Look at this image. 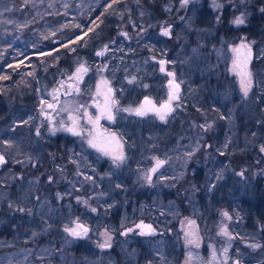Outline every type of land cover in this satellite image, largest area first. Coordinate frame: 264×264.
<instances>
[{
	"label": "rangeland",
	"instance_id": "374dc122",
	"mask_svg": "<svg viewBox=\"0 0 264 264\" xmlns=\"http://www.w3.org/2000/svg\"><path fill=\"white\" fill-rule=\"evenodd\" d=\"M98 1L100 0H0V51L2 52L7 41L19 39L28 27L35 29L41 36L67 37L68 32H71L68 30L69 26L72 29L76 27L70 25L77 18L76 15ZM181 2L184 4L183 0ZM191 2L206 3L210 9L213 18L212 36L215 34L213 40L216 43L212 44L210 52L203 53L207 44L203 39H195L196 43L192 45L188 43L190 39L185 38L179 40L171 59L159 58L149 53L144 58H127L122 68L125 72L136 74L138 78H142L148 68L161 74L163 92L160 101L145 96L137 104L122 103L113 85L117 71L109 76L103 69L88 76L95 78L90 90L79 91L76 96L60 100L58 91L61 85L65 89L69 85L76 86L84 76L85 71H77L81 66L91 71L87 59L82 58L63 80L49 87L45 86L39 120L48 134L71 133L84 143L86 151L93 154H97L95 150L101 152L104 158L112 160V165H119V169L128 167V148L121 132L112 128V125H117L122 119L127 120L131 115L142 118L153 114L158 119L167 121L174 110L182 106L185 96L183 83L189 82V68L202 67L203 72H207L221 66L234 78L236 94L223 92L216 111L202 110L197 113L186 131L187 134L180 138L185 139L184 142H178L175 147L164 150L162 155L157 153V145H151L144 152L147 156V161H144L146 165L135 168L136 174L150 192L159 194L158 197L156 194L149 201L144 198L128 208L116 210L115 203L108 196L109 191L105 190L109 184V176L100 174L97 178L94 167L93 174L80 173L76 181L65 185L61 191L39 196L37 190L31 193L30 200L24 197L31 205H36V209L30 213L28 207L29 212L25 210L18 219L22 225L19 236L14 239L0 238V264H235L236 258L239 259V264H264V158L248 160L249 158L244 159L246 155L243 154V151L254 152V147L258 152L264 148V130L260 132L257 129L246 138L247 144L252 142L247 146L248 150L239 147L237 143L243 136L239 132L244 126L241 125L239 116L254 107L252 92L257 84L264 93V40L255 36L248 37L246 34H217V29H221L224 21H228L229 29L233 27L236 30L246 25L251 0H188L187 4ZM27 6L29 9H25ZM260 12L263 13L259 8ZM21 13L23 16L18 17ZM242 15L244 24L233 23ZM166 29L170 35L172 28L167 23L162 24L160 34L164 35ZM221 31L225 30L222 28ZM241 44L249 45L252 55L247 64L252 86L247 94L233 63L238 55L247 52V49H241L240 54L234 51ZM99 51L102 50L98 49L96 54ZM105 55L106 52L103 51V56ZM199 59L202 62H198ZM104 62V66L107 65V59ZM170 81H177L182 89L178 92L179 99L171 101L172 111L161 119V113L155 109H161V105L169 100L172 91ZM146 98L149 103H146ZM141 106L150 109L146 115H137L134 111ZM107 111L111 112V120L107 117ZM97 118L98 123L95 122ZM220 123L223 125V134L217 140L208 139ZM69 128H74L80 135L68 131ZM0 131V156L4 160L0 163L2 209L4 206L12 208L22 203L17 198L18 172L14 165L18 163L16 159L19 155L27 161H32V155L27 148L20 147L23 143L19 137L7 136L4 128ZM113 136L120 143L117 147H106L116 153L122 150V161L114 160L112 155H105L89 143L95 139L104 144L105 140ZM228 149L232 152L227 158L224 155ZM161 156L166 162L156 171L160 175L154 181L153 168L162 160ZM192 161L204 165L205 177L209 181L213 179L205 189L193 184L196 169L192 168L190 174L188 167ZM78 163L86 169V161L83 163L78 160ZM186 179L189 182L182 190L185 204L183 208L174 198L168 197V191ZM161 192L167 198L164 199ZM244 205L259 209L261 218H248ZM249 219L252 226H249ZM3 223L4 221H0V229L7 225ZM81 223L88 229L86 234L73 236L65 231L66 228L72 229ZM106 242L110 246L102 247Z\"/></svg>",
	"mask_w": 264,
	"mask_h": 264
},
{
	"label": "trees",
	"instance_id": "16d2710c",
	"mask_svg": "<svg viewBox=\"0 0 264 264\" xmlns=\"http://www.w3.org/2000/svg\"><path fill=\"white\" fill-rule=\"evenodd\" d=\"M181 1L100 0L83 13L76 15L77 18L70 23L76 27L74 29L67 27L71 31L70 33L67 31V37L41 36L42 34L39 35L35 29L28 27L19 39L6 42L2 52L0 51V130L4 128L7 130V136L19 137L23 143L20 147L27 148L32 155V161L38 162V172L45 170L42 171L39 196L42 191L55 193L56 189L61 187V184L59 187H56L57 184L53 187L50 176L55 179L57 161L65 163L69 157L71 144L62 140L60 136L42 134L37 137L36 126L40 118L42 91L45 86L59 83L73 70L76 63L86 58L91 73L103 69L111 76L117 71L113 85L122 103L137 104L145 96L160 101L163 92L161 74H156V70L148 68L146 74L138 78L136 74L125 72L122 68L127 58L129 60L134 57L144 58L149 53L159 58L171 59L179 40L185 38L190 39L188 43L192 45H195V39L201 38L207 43L203 53L207 54L206 52L212 50V44L216 43L215 34L212 36L213 18L209 7L206 3L191 2L184 5ZM27 8L28 6L25 7ZM259 8L264 9V0H251L248 23L235 30L233 27L229 29L228 21H224L221 29L225 31L218 28L217 34H246L248 37L255 36L264 40V11L259 13ZM23 11L24 8L22 13ZM22 13L18 14V17H22ZM163 23L171 25V34L168 36L159 32ZM98 49L105 51L106 55L96 54ZM106 59L107 65L104 66ZM199 60L198 62H202ZM189 74V82L183 83L185 96L182 106L176 108L167 121L164 122L153 114L142 118L131 115L127 120L122 119L117 124L127 145L131 162L126 169L118 171L116 181L109 182L105 189L110 192L108 196L112 198L111 202L117 203L116 210L129 207L132 203L145 198V188L141 181L132 178L131 175L135 176L136 169L146 165L147 156L144 152L150 149L151 145H157V153L162 155L164 150L175 147L178 142H184L185 139L180 138L187 134L186 131L197 113L202 110L216 111L223 92L236 94L234 78L221 66L207 72H203L202 67L189 68ZM256 80L258 83V77ZM252 93L254 107L239 116L241 125L244 126L239 132L243 136L237 143L239 147L246 149L252 143L247 144L246 138L257 129L260 132L264 130V93L258 84ZM214 131L208 139L220 138L223 134V125L220 123ZM252 150H254L252 153L243 151L244 156L246 155L244 159L264 158L262 150L258 152L255 147ZM231 152L232 150L228 149L224 156L228 158ZM20 158L24 157L19 155L16 161ZM14 166L16 169L18 164L15 163ZM129 167L133 168L132 171ZM188 167L190 174L192 168L196 169L193 174L194 186L205 189L207 183L213 182V179L209 181L205 177L204 165L192 161ZM188 182L186 179L168 191L170 195L168 197L174 198L183 208L185 204L182 190ZM111 191H114L113 195ZM244 207L248 218L253 216L255 219L261 218L256 207L247 205ZM12 211H15L14 207H6L3 211L4 223L7 225L0 229V237L14 239L22 232V225L18 222L20 218L18 211L16 214L11 213ZM9 213L13 215L10 216ZM251 219L250 225L247 223L249 226L253 225Z\"/></svg>",
	"mask_w": 264,
	"mask_h": 264
},
{
	"label": "flooded vegetation",
	"instance_id": "af4514ba",
	"mask_svg": "<svg viewBox=\"0 0 264 264\" xmlns=\"http://www.w3.org/2000/svg\"><path fill=\"white\" fill-rule=\"evenodd\" d=\"M90 73H91V71H85L84 76L81 77L79 83L76 86H75V84L73 86L69 85L68 89H65V87L63 85H61V87L58 91L60 100L62 98H71L74 95L76 96L77 94H79V91L90 90L95 83V78L88 77L90 75ZM45 128L46 127L44 126V124H42L41 120L38 119L37 126H36L37 137H40L42 134H46V135H49L51 137L60 136L62 138V140L69 141V143H71V144H69V157H68V159L65 161L64 164L57 161V167H56L57 174L55 175V179L54 178L52 179L50 176V180H52L51 183H52L53 187H54V185L56 186V184L58 185L56 187H59V184H61V187H59L60 190H57V189H59V188H57L55 192L61 191V189L65 185L72 184V181H76L77 178L79 177V175H81L80 173H82V172H85V173L90 174V175L93 174L92 173L93 167L97 170V172H96L97 178H99L100 174L103 175L104 177L109 176L107 179V181H109V182H111L112 180L116 181L118 170H120V169L124 170L127 168V167H120L118 169L119 165H116V166L112 165V163H113L112 160H108L106 157L104 158L101 155V152L99 153L97 150H95L97 152V154H95V153L93 154L92 152H90L88 150L86 151L84 143H81L80 141H78V139H76L71 133L70 134L68 133V134L51 135V134H48V132H46ZM112 128H114L115 130L118 131L116 123H114L112 125ZM36 129H35V131H36ZM123 141H124V139H123ZM119 143H120V141L117 140L116 137H115V141H111V137L104 141L105 146H111V147H117V145ZM78 160L79 161L82 160L83 163H85V161H86V163H87L86 169L78 163ZM162 160L165 161V159H163V158H162ZM17 162H18L17 163L18 167L16 168V170L18 172V178L16 179V181H17L16 185L18 187L17 193L19 194L17 198H19V201L22 203L20 205L18 204L17 206H14L15 211H12L11 213L16 214V211H18V216H20V218H21L22 213L25 212V210L28 211V207L30 208V213H32V211H34L36 209V205H31V203H29V201H26L24 197H26L30 200V197L32 196L31 193H33L34 191H37V190L39 192V187L42 186V177H43L42 171H45V170L38 172L39 171L38 170L39 164L36 160L35 161H27L24 158H20V159H18ZM130 162H131V160H130V156L128 154V158L126 160V165L129 166ZM93 163H95V164L93 165ZM161 165L156 170L157 172L159 171V168L161 167ZM81 167H82V169H81ZM132 169H133L132 167H129V170L132 171ZM157 172H154L155 175L152 174V175H154V177L152 178L154 181H157L159 179L158 177L160 174L158 175ZM131 176H132V178L139 179V181H140V178L138 177L137 174L135 176L132 174ZM28 185H29V187H27ZM142 186L145 188L144 189V191H145L144 195H145V199L147 198L146 201H149L148 199L150 197L153 198V196H156L157 193H154V191L150 192L148 190V188L146 187V185L142 184ZM107 187H108V184H107ZM111 192L113 195L114 191H111ZM50 193L54 194L53 192H50ZM42 194H47V193L45 191H42ZM160 194H161V196L164 197V199L167 198V197H165L164 192H161ZM158 196H159V194H157V197ZM23 199H24V201H23ZM114 201L116 202V199ZM115 204L117 205V203H115ZM5 208L6 207L4 206L2 209H0V221L1 222L4 221L5 212H3V211ZM126 208H128V207H126ZM119 210H122V208H120ZM11 213H9L10 216L13 215ZM18 216H16V218H18ZM0 238H2V237H0Z\"/></svg>",
	"mask_w": 264,
	"mask_h": 264
},
{
	"label": "snow or ice",
	"instance_id": "6c2138e0",
	"mask_svg": "<svg viewBox=\"0 0 264 264\" xmlns=\"http://www.w3.org/2000/svg\"><path fill=\"white\" fill-rule=\"evenodd\" d=\"M187 2H188V0H183L184 4H187ZM109 6H111V5H109ZM217 7H219V5H217ZM261 10L264 11V9H261ZM233 23H235L236 25L244 24L245 20L243 18V15L240 16V17H237L233 21ZM168 34H169V32L166 29L164 31V35H168ZM241 49H247V52L243 53L241 55H238L237 60H235L233 63H234V69H238L237 74L241 78V86L243 87L245 93L247 94V92L249 91V89L252 86L251 72L247 70V64H248V62L251 59V48H250L249 45L241 44L240 47L238 49H234V51H236L238 54H240ZM98 55H103V53H98ZM161 64H163V61L161 62ZM161 70L163 71V68H161ZM77 71L78 72L87 71V69H85V68H83V66H81V68L78 69ZM169 75H172V73H169ZM170 86L172 88V91L170 93L169 100L165 104L161 105V109H155L157 112L161 113V115H160L161 119H164V116L168 112L172 111L171 101L175 100V99H179V96H178L179 85L170 81ZM146 103H149V102L146 101ZM148 110H150V109H144V107L141 106L140 109H135L134 111L136 112L137 115L143 116V115L147 114ZM125 111H129V110L125 109ZM107 117L110 120L113 118L110 111H107ZM98 119L99 118H97V121H95L96 123H98ZM67 130L68 131H72L76 135H80V133L76 132L74 128H69ZM111 141H115V137L114 136L111 137ZM89 143L93 147H96L100 151L104 152L105 155H112V158L114 160H116V161H122L124 159V155H123L122 150L119 153H116L115 151H113L109 147H106L103 143L97 142L95 139L90 140ZM261 150L264 151V148H262ZM3 162H4L3 157L0 156V163H3ZM160 163L161 162L158 161L157 165L159 166ZM153 171H155V169H153ZM225 215H227V213H225ZM147 227L150 228L151 226H147ZM65 231H69L71 233V235H73V236H80L82 233L86 234L88 229L85 228L81 224H77L75 228H72V229L66 228ZM225 234L227 235L226 230H225ZM101 246L102 247H106V246H109V245L106 242L104 245H101ZM257 246L258 245H253V247H257Z\"/></svg>",
	"mask_w": 264,
	"mask_h": 264
},
{
	"label": "water",
	"instance_id": "95a60500",
	"mask_svg": "<svg viewBox=\"0 0 264 264\" xmlns=\"http://www.w3.org/2000/svg\"><path fill=\"white\" fill-rule=\"evenodd\" d=\"M99 53H103V51H99ZM251 57H252V55H251ZM172 82H174L175 84H178L179 85V83L177 82V81H172ZM181 89H182V87L179 85V90H178V92H180L181 91ZM147 102H148V98H146L145 99ZM160 164H159V166L161 165V164H163L165 161L164 160H160ZM157 164L155 165V167L153 168V169H155V171H153V172H156V170L158 169V167H159ZM81 225H83L82 223H81ZM85 228H87L85 225H83ZM107 247H109V246H107ZM234 263L235 264H239V259L238 258H236L235 260H234Z\"/></svg>",
	"mask_w": 264,
	"mask_h": 264
}]
</instances>
